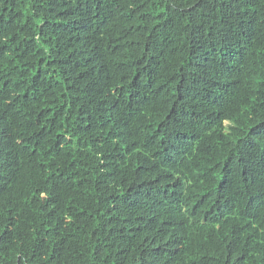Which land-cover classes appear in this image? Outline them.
I'll list each match as a JSON object with an SVG mask.
<instances>
[{
    "label": "trees",
    "instance_id": "16d2710c",
    "mask_svg": "<svg viewBox=\"0 0 264 264\" xmlns=\"http://www.w3.org/2000/svg\"><path fill=\"white\" fill-rule=\"evenodd\" d=\"M0 264H264V0H0Z\"/></svg>",
    "mask_w": 264,
    "mask_h": 264
}]
</instances>
